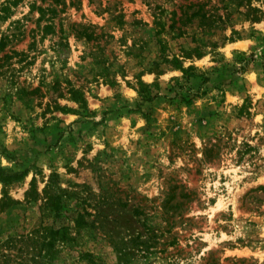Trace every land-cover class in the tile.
<instances>
[{
  "label": "rangeland",
  "instance_id": "374dc122",
  "mask_svg": "<svg viewBox=\"0 0 264 264\" xmlns=\"http://www.w3.org/2000/svg\"><path fill=\"white\" fill-rule=\"evenodd\" d=\"M0 38V264H264V0H0Z\"/></svg>",
  "mask_w": 264,
  "mask_h": 264
},
{
  "label": "trees",
  "instance_id": "16d2710c",
  "mask_svg": "<svg viewBox=\"0 0 264 264\" xmlns=\"http://www.w3.org/2000/svg\"><path fill=\"white\" fill-rule=\"evenodd\" d=\"M3 45H4L3 38H0V50L3 47ZM161 60H163L164 62H169L170 64L173 65L174 68L179 69L184 74L187 73V69H190V68H187V69L182 68L179 60L173 54H171V57L169 59L167 58V56L163 55ZM138 84L140 87L139 91L142 92L144 89V85L140 80H138ZM21 91H22L23 95L26 93L24 90H21ZM67 92L70 95V100H72L74 103H76L80 110H85V100L82 96V93L80 91L74 89V88H71V87L68 89ZM150 97L151 96H148V98H146V99H149ZM3 151H5V150H3ZM24 172H25V170L11 171L9 169H4V168L0 167V182L3 185L1 193L3 196L6 195V191L4 189L5 184L10 182V180H15V179L21 178L25 174ZM56 177H57V174L55 172L50 173L47 188L50 185L52 186ZM30 187H31L30 192L35 193L32 182L30 183ZM65 193H66V191L64 189L58 187V186L53 187V192L47 193V196H46L47 205H48V208L54 217H61L62 216V213H63L62 208L64 206L62 198H63V195ZM27 196L30 199L33 198V196L30 195V193H27ZM78 210H81V211H78ZM86 215H88V213L85 210H83L82 207L79 209V207L77 206V208L75 209V212H74V217L72 218L73 227L75 229H81V228L87 226V221L85 220ZM37 234H39V236ZM36 235L38 236L37 238L42 237V240L45 242L44 243L45 246H49L51 244L50 240H53V239H57L60 243L67 242L68 240H70V237L68 234V227L66 225H63V224L56 227V228L41 227L40 229H34L29 235H27L25 237L31 238L32 236H34V238H35ZM81 257H85V258L89 259V263L95 264L92 260V256L90 254H88L87 252L83 253L81 255Z\"/></svg>",
  "mask_w": 264,
  "mask_h": 264
}]
</instances>
